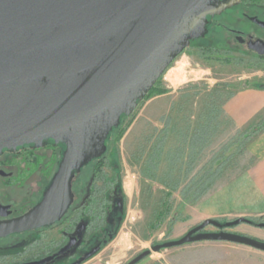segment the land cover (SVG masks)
Masks as SVG:
<instances>
[{
	"label": "water",
	"instance_id": "1",
	"mask_svg": "<svg viewBox=\"0 0 264 264\" xmlns=\"http://www.w3.org/2000/svg\"><path fill=\"white\" fill-rule=\"evenodd\" d=\"M239 1L0 0V153L48 140L65 147L43 200L1 226L0 236L58 219L72 198L73 172L106 154L123 118L191 41L208 33L210 18ZM253 47L264 54L263 41ZM242 223L264 228L248 217L207 218L126 264H138L152 251L206 240L264 251L263 240L227 230ZM210 225L218 230L207 231Z\"/></svg>",
	"mask_w": 264,
	"mask_h": 264
},
{
	"label": "rangeland",
	"instance_id": "2",
	"mask_svg": "<svg viewBox=\"0 0 264 264\" xmlns=\"http://www.w3.org/2000/svg\"><path fill=\"white\" fill-rule=\"evenodd\" d=\"M210 46L197 42L184 50L159 80L165 92L149 94L108 142L101 175L120 185L124 203L113 216L116 234L94 255L103 263L126 264L158 243L179 239L205 220V210L222 222L239 218L228 206L225 212L218 208L220 194L252 162L248 143L260 125L236 130L223 116V104L234 91L264 83V59ZM207 125L203 145L200 130ZM97 162L79 176L93 175ZM227 230L264 241L262 227L242 223ZM138 264H264V251L206 240L152 251Z\"/></svg>",
	"mask_w": 264,
	"mask_h": 264
},
{
	"label": "flooded vegetation",
	"instance_id": "3",
	"mask_svg": "<svg viewBox=\"0 0 264 264\" xmlns=\"http://www.w3.org/2000/svg\"><path fill=\"white\" fill-rule=\"evenodd\" d=\"M257 41L264 42V0H240L210 18L208 33L192 40L188 48L198 42L206 49L213 42L219 44L214 49L241 50L264 59V54L253 47ZM64 149L48 140L44 146L28 144L0 153V227L24 216L43 200ZM42 150H51V157L39 152ZM103 157L73 172L72 198L58 219L0 236V264H29L47 258L41 264H73L95 249L96 253L100 251L101 244L108 241L116 227L115 210L124 203L120 185L101 175ZM95 162L99 167L93 175L79 176Z\"/></svg>",
	"mask_w": 264,
	"mask_h": 264
},
{
	"label": "crops",
	"instance_id": "4",
	"mask_svg": "<svg viewBox=\"0 0 264 264\" xmlns=\"http://www.w3.org/2000/svg\"><path fill=\"white\" fill-rule=\"evenodd\" d=\"M223 116L236 130L261 126L264 123V87L246 86L234 91L223 104ZM247 149L252 162L237 175L228 190L222 191L221 205L217 207L225 212L228 206L236 217L264 218V128L250 139ZM203 214L205 219L219 217L207 210ZM97 257L84 264H109Z\"/></svg>",
	"mask_w": 264,
	"mask_h": 264
},
{
	"label": "trees",
	"instance_id": "5",
	"mask_svg": "<svg viewBox=\"0 0 264 264\" xmlns=\"http://www.w3.org/2000/svg\"><path fill=\"white\" fill-rule=\"evenodd\" d=\"M259 86L260 87H264V83H262V84H259ZM153 92H159V93H162V92H165V89H161L160 88V86H159V81L157 82V84L152 88V90L149 92V94H151V93H153ZM148 94V95H149ZM147 95V96H148ZM146 96V97H147ZM264 128V123L263 124H261V126H259V130H262ZM119 129V128H118ZM118 129H115L113 132H112V134H111V137L115 134V132L118 130ZM206 130L208 131L209 130V126L207 125V126H205V128H204V130H200L202 133H201V137H200V143H203V145H204V141H205V139L206 138H204L205 137V135L208 133V132H206ZM198 132V131H197ZM199 134H200V132H199ZM204 136V137H203ZM111 137H110V139H111ZM195 138H196V135L193 137H191V140H195ZM110 139H109V141H110ZM108 141V142H109ZM106 155V154H105ZM105 155H104V157H105ZM103 157V158H104ZM255 222H262V220L261 219H253ZM117 228H118V226L114 229V231H113V234L112 235H114V234H116V232H117ZM107 243V242H106Z\"/></svg>",
	"mask_w": 264,
	"mask_h": 264
}]
</instances>
